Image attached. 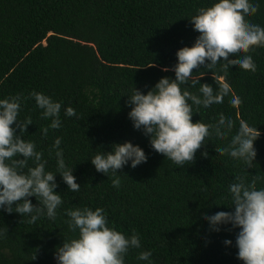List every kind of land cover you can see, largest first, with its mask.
<instances>
[{
    "label": "trees",
    "instance_id": "1",
    "mask_svg": "<svg viewBox=\"0 0 264 264\" xmlns=\"http://www.w3.org/2000/svg\"><path fill=\"white\" fill-rule=\"evenodd\" d=\"M218 2L0 0V99L18 94L26 98L18 119L31 117L32 125L22 138L43 153L45 170L57 174L55 192L63 201L55 220L45 210L34 224L27 222L28 215L0 209V230L7 229L0 235V264H57L56 249L78 237V230H69L66 213L85 207L104 209L108 226L126 237L138 235L141 247L130 249L124 264H243L236 246L239 229L228 224L215 232L203 217L234 211L229 185L238 175L246 183L256 178L257 189H264V47L250 53L257 65L255 73L236 66L225 75L219 64L211 71L201 66L192 77L199 83L181 86L201 95L200 85L218 90L214 79H222L232 89L221 104L192 105L193 123L217 125L221 113L234 122L223 139L210 129L194 163L180 167L155 152L150 137L134 129L128 116L127 101L134 88L147 94L161 78L175 79L174 71L162 69H172L178 63V50L194 45L200 34L190 20L198 9ZM250 3L259 9L245 19L264 28V0ZM34 91L61 103L59 129L50 127L51 119L41 118L43 110L30 96ZM233 94L242 100L239 108L231 105ZM68 107L75 116L65 115ZM241 120L261 133L254 142L257 156L252 168L216 151L230 145ZM46 127L44 136L41 130ZM57 138L59 149L53 147ZM125 142L138 145L147 161L134 169L129 162L118 170L121 184L115 188L116 177L97 172L91 160ZM58 150L73 170L78 192L69 191L57 172ZM35 166L28 161V167ZM28 199L42 207L35 197ZM145 251L152 253L149 261L139 260Z\"/></svg>",
    "mask_w": 264,
    "mask_h": 264
},
{
    "label": "clouds",
    "instance_id": "2",
    "mask_svg": "<svg viewBox=\"0 0 264 264\" xmlns=\"http://www.w3.org/2000/svg\"><path fill=\"white\" fill-rule=\"evenodd\" d=\"M258 9L259 5L250 3V0H219L209 8L198 9V14L190 22L200 35L192 47L178 50V63L172 69H162L165 72L174 71L175 79L161 78L147 94L134 88L127 101V105L131 106L128 116L134 129L142 130L145 136L150 137V145L155 152L183 167L194 163L197 151L211 134L210 129L214 128L221 139L232 131L234 122L231 118L226 119L223 113L217 125L192 122V105L208 108L223 103L224 97L232 92L228 83L214 79L219 84L218 90L202 84L199 88L201 95L191 93L186 87L182 90L181 86L188 85L189 81L193 87L198 84L200 79H192L193 70L201 66L211 71L219 64L225 75L231 67L236 66L255 73L257 65L250 53L264 47V28L248 22L245 17L256 14ZM30 96L35 99L36 106L43 110L41 118L51 119L50 127L59 129L61 103L35 91ZM22 99L26 98L20 94L0 99V209L9 214L15 212L21 217L28 215L31 218L27 222L34 224L45 214V210L47 217L55 220L56 210L63 201L61 195L55 192L58 187L57 174L45 170L47 161H42L43 153L36 150L33 142H26L22 138L28 126L32 125L31 117L24 121L18 119ZM241 104L242 100L233 94L232 107L239 108ZM65 115L72 117L76 113L68 107ZM222 128H226V131H221ZM41 131L47 136V127ZM260 135L257 128L241 120L230 145L217 147L216 151L218 155L228 154L242 160L248 168H252L257 156L254 142ZM60 144L61 139L57 138L53 147L59 149ZM111 147V152H100L91 163L97 172L107 176L111 172L116 177L112 185L119 188L121 181L118 170L129 162L134 169L145 163L147 156L138 145L133 146L130 142ZM55 155L57 172L63 182L69 191L78 192L80 185L76 183L73 170L66 167L63 152L58 150ZM202 155L206 157L207 152ZM29 160H33L36 166L28 167ZM256 183V178L246 183L244 177L236 176L235 182L229 185L234 211L203 217L212 231L219 232L220 226L228 224L239 229L236 246L238 259L243 264H264V189L258 190ZM29 197H35L42 207L34 206ZM66 215L69 217L66 221L69 230L73 233L78 230V237L64 241L63 246L56 249L57 264H124L129 250L141 247L137 234L126 237L110 228L102 208L95 211L87 207L75 208ZM6 232L7 229L0 230V235ZM231 243L230 240L224 241L225 245ZM151 255L150 251L141 252L138 259L149 261Z\"/></svg>",
    "mask_w": 264,
    "mask_h": 264
}]
</instances>
